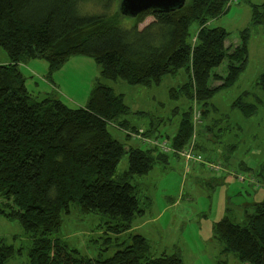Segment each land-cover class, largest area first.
I'll use <instances>...</instances> for the list:
<instances>
[{
  "label": "trees",
  "instance_id": "obj_1",
  "mask_svg": "<svg viewBox=\"0 0 264 264\" xmlns=\"http://www.w3.org/2000/svg\"><path fill=\"white\" fill-rule=\"evenodd\" d=\"M233 1L186 0L181 9L150 10L124 27L128 16L118 9L121 0H0V48L9 58L8 64L0 65V216L17 221L32 239L28 264H89L77 251L50 238L62 216L77 206L84 213L107 217L114 224L112 232L126 233L133 220L146 213L132 180L180 159L177 152L192 144L199 153L195 116L207 118L209 101L236 83L249 62L252 30L262 27L264 32V2L252 4L251 27L241 32L239 44L226 45L229 33L209 23L226 15ZM148 16L153 21L140 29ZM194 24L198 31L192 35ZM79 56L101 66L85 107L70 108L54 94L42 92L40 98L30 93L20 64L44 59L47 77L53 80ZM224 61L226 77L213 74ZM181 71L187 81L172 96L186 99L190 106L173 138L156 135L152 143L132 147L112 137L110 124L140 138L152 135L131 125L123 95L104 80L151 87ZM256 88L264 92V73ZM249 95L244 93L232 104L245 118L257 113L260 101L248 102ZM125 156L128 170L117 175ZM202 162L203 157L201 162L191 161ZM247 218L246 226L223 218L215 224L214 236L223 252L240 262L264 264V203L255 205ZM126 242L106 264H183L178 254L151 252L142 235ZM18 253L0 240V264H9Z\"/></svg>",
  "mask_w": 264,
  "mask_h": 264
},
{
  "label": "rangeland",
  "instance_id": "obj_2",
  "mask_svg": "<svg viewBox=\"0 0 264 264\" xmlns=\"http://www.w3.org/2000/svg\"><path fill=\"white\" fill-rule=\"evenodd\" d=\"M263 2H230L229 12L210 21L209 27L225 29L229 33L226 45H237L241 32L251 27V5ZM96 10L94 7L93 11ZM134 19L126 17L123 26L129 27ZM152 21L151 16L146 17L139 28ZM197 31L198 26L194 24L192 35ZM8 62L7 53L0 48V65ZM227 65L224 61L212 73L226 77ZM19 68L31 94L40 98L43 95L38 94L42 92L54 94L70 108L88 102L101 71L100 65L84 56L71 58L52 76L53 80L47 77L49 65L44 59L30 60ZM263 73L264 32L262 27H257L251 32L245 71L233 86L219 91L209 101L207 118H197L198 115L194 118L195 126L198 125L194 139L203 162L191 163L179 155L180 159H170L168 165H158L149 174L135 177L132 183L138 186V197L146 213L135 218L131 230L126 233L112 232L110 228L114 224L107 217L84 213L72 206L50 238L65 243L89 264H106L122 243L135 234L150 242L151 252L178 254L183 264H250L240 262L232 253L223 252V245L214 236V226L225 217L246 226L247 216L253 214L254 206L264 203V92L256 88V81ZM186 81L185 71L167 75L159 85L151 87L104 80L115 93L123 95L131 111L127 117L131 125L152 135L151 139L140 138L130 129L110 124L108 130L112 137L132 147L152 143L156 135L164 140L173 138L190 104L181 97L174 98L172 92ZM246 92L250 94L248 102L256 104V99L260 100L257 113L250 118L232 107ZM154 128L157 129L152 134ZM126 170L128 160L125 156L116 174L121 175ZM0 240L20 251L9 264H28L32 239L17 221L0 216Z\"/></svg>",
  "mask_w": 264,
  "mask_h": 264
},
{
  "label": "water",
  "instance_id": "obj_3",
  "mask_svg": "<svg viewBox=\"0 0 264 264\" xmlns=\"http://www.w3.org/2000/svg\"><path fill=\"white\" fill-rule=\"evenodd\" d=\"M186 0H121L120 12L136 18L150 10H175L184 7Z\"/></svg>",
  "mask_w": 264,
  "mask_h": 264
},
{
  "label": "built area",
  "instance_id": "obj_4",
  "mask_svg": "<svg viewBox=\"0 0 264 264\" xmlns=\"http://www.w3.org/2000/svg\"><path fill=\"white\" fill-rule=\"evenodd\" d=\"M161 148L164 151H170V148L165 143H160ZM177 155L182 156V158L186 159L187 161H195V162H201L202 157L195 151L194 145H190L187 148H184L182 151L177 152Z\"/></svg>",
  "mask_w": 264,
  "mask_h": 264
},
{
  "label": "crops",
  "instance_id": "obj_5",
  "mask_svg": "<svg viewBox=\"0 0 264 264\" xmlns=\"http://www.w3.org/2000/svg\"><path fill=\"white\" fill-rule=\"evenodd\" d=\"M54 82V81H53ZM55 84V83H54ZM52 85H53V83H52ZM56 85V84H55ZM56 87V86H55ZM57 88V87H56ZM87 104V103H86ZM86 104H84L83 106H79V107H85V105ZM177 161H179V160H177Z\"/></svg>",
  "mask_w": 264,
  "mask_h": 264
}]
</instances>
